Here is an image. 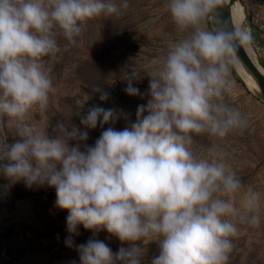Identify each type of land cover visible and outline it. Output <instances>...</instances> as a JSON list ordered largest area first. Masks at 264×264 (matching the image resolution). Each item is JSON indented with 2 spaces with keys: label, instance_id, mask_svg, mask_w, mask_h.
<instances>
[{
  "label": "clouds",
  "instance_id": "1",
  "mask_svg": "<svg viewBox=\"0 0 264 264\" xmlns=\"http://www.w3.org/2000/svg\"><path fill=\"white\" fill-rule=\"evenodd\" d=\"M223 2L167 0L183 35L150 71L128 65L123 91L148 97L130 127L104 128L113 110L93 105L79 113L82 128L61 123L49 133L23 122L54 91L41 59L59 51L57 33L75 43L86 19L119 15L128 0H0V115L19 137L0 153V175L55 188V206L68 210L65 245L73 247L78 225L92 233L75 245L79 264H142L146 242L158 248L149 264H228L237 234L229 217L259 223L260 194L241 191L223 161L198 159L187 147L194 134L224 138L246 123L225 96L237 53L253 36L222 18ZM145 75L149 87L141 92L134 82ZM98 125L103 130L88 144ZM101 229L121 242L115 252L96 238Z\"/></svg>",
  "mask_w": 264,
  "mask_h": 264
},
{
  "label": "rangeland",
  "instance_id": "2",
  "mask_svg": "<svg viewBox=\"0 0 264 264\" xmlns=\"http://www.w3.org/2000/svg\"><path fill=\"white\" fill-rule=\"evenodd\" d=\"M236 1L244 13L242 26L253 36L252 53L263 65L264 0ZM166 5L167 0H128V7L119 15L86 19L72 44L57 33L59 51L40 61L54 91L49 94L46 108L29 109L23 122L49 133L61 123L82 128L79 113L95 105L113 110L114 120L104 128L123 129L135 123L137 106L146 104L148 97L130 96L123 91L127 81L122 78L130 70L128 65L135 61L150 71L152 62L166 55L169 46L183 35L176 31ZM206 26L212 27L208 22ZM149 79L145 75L134 86L145 92ZM229 79L233 87L225 102L239 109L245 126L224 138L194 134L187 147L198 159L214 157L223 161L240 177L241 191L251 189L260 194L258 224L242 222L239 215L229 217L237 226V234L231 237L233 249L228 264H264V102L244 87L233 70ZM104 92L107 98L101 100ZM102 130L99 125L88 130L87 143L93 144ZM18 138L10 118L0 115V153ZM55 200L54 187L29 188L23 180L14 182L0 175V264H79L75 245L85 243L92 233L78 225L80 235L73 237V247H67L64 239L68 235V210L56 207ZM96 238L113 252L121 246L103 229ZM127 243L123 246L127 247ZM157 253L155 242H146L142 264H149L148 258Z\"/></svg>",
  "mask_w": 264,
  "mask_h": 264
},
{
  "label": "water",
  "instance_id": "3",
  "mask_svg": "<svg viewBox=\"0 0 264 264\" xmlns=\"http://www.w3.org/2000/svg\"><path fill=\"white\" fill-rule=\"evenodd\" d=\"M236 0H224L222 5L220 6L221 8V15L222 18L225 20H228L232 26H236V23L233 18V13H232V5ZM211 26H212V21L211 19L209 20ZM244 68V71H246L249 76L252 79L251 83H247L240 73L235 70V66L233 67V72L236 78L243 83L244 87L257 99L260 101L264 102V66L261 64H256L252 56L249 55L247 49L241 48L238 53H237V59ZM259 62V61H258ZM262 66V68L260 67Z\"/></svg>",
  "mask_w": 264,
  "mask_h": 264
},
{
  "label": "bare ground",
  "instance_id": "4",
  "mask_svg": "<svg viewBox=\"0 0 264 264\" xmlns=\"http://www.w3.org/2000/svg\"><path fill=\"white\" fill-rule=\"evenodd\" d=\"M232 13H233V18H234V21L236 23V26H242L243 25V21H244V13H243L242 8L239 7L237 1H234L233 5H232ZM246 49H247L249 55L252 56V58L254 59L255 63L256 64H258V63L260 64V62H258V59L256 58V56L252 53L251 46H249ZM261 65H260V67L262 68ZM235 70H237L240 73L242 78L245 81H247V83H251L252 82L251 77L249 76V74L246 71H244V68H242V66L240 65V63L238 61H236Z\"/></svg>",
  "mask_w": 264,
  "mask_h": 264
},
{
  "label": "trees",
  "instance_id": "5",
  "mask_svg": "<svg viewBox=\"0 0 264 264\" xmlns=\"http://www.w3.org/2000/svg\"><path fill=\"white\" fill-rule=\"evenodd\" d=\"M208 22V25L210 26V24H209V21H207ZM263 63V62H262ZM263 66H264V63H263Z\"/></svg>",
  "mask_w": 264,
  "mask_h": 264
}]
</instances>
